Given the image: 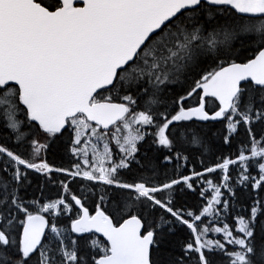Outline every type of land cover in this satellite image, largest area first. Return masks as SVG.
Instances as JSON below:
<instances>
[{"label":"snow or ice","instance_id":"snow-or-ice-1","mask_svg":"<svg viewBox=\"0 0 264 264\" xmlns=\"http://www.w3.org/2000/svg\"><path fill=\"white\" fill-rule=\"evenodd\" d=\"M0 264H264V0H0Z\"/></svg>","mask_w":264,"mask_h":264}]
</instances>
